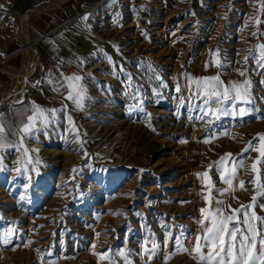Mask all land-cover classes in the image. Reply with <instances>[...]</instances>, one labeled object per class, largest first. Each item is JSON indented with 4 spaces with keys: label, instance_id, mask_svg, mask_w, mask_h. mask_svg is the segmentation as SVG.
Returning <instances> with one entry per match:
<instances>
[{
    "label": "rangeland",
    "instance_id": "obj_1",
    "mask_svg": "<svg viewBox=\"0 0 264 264\" xmlns=\"http://www.w3.org/2000/svg\"><path fill=\"white\" fill-rule=\"evenodd\" d=\"M12 1L0 0V25L9 16ZM256 14L248 0H99L87 14L90 30L84 33L82 72L89 96L84 110L64 100L59 106H51L58 110L54 121L57 125L53 122L38 133L37 139L25 141L29 149H34L33 144L42 143L46 134L57 133L71 145L81 147L72 142L73 136L67 131L66 116L70 114L80 129L84 153L80 155L64 142L51 144L46 150L36 149L42 162L38 174L28 171L23 176L15 171L21 153L15 149L2 153L0 236L11 228L17 231L10 243L0 242V264H40L41 256L45 261L54 259L56 264H98L94 252H115L124 247L139 252L149 230L163 241L160 221L165 218H175V224L193 236L199 227V209L205 206L196 173L204 172L226 153L238 155L257 134H264V75L255 74L253 59L247 65L243 63L245 56L257 54L258 40L251 36L256 28L248 24ZM260 19L264 21V14ZM259 27L264 32V22ZM259 42H264V36ZM100 49L126 72L113 76ZM216 49L225 62L221 69L206 67L210 50ZM149 65L167 87L155 79ZM245 67L256 101L250 106L255 109L251 115L243 119L222 117L209 126L195 119L198 113L190 111L187 102L181 106V97L188 95L187 76L219 73L225 83L242 81L244 77L238 71ZM78 71L76 66L70 75ZM88 73L93 77L89 78ZM126 73L131 74V80ZM177 83L181 93L175 91ZM98 85L102 103L96 104L94 88ZM114 87L120 92L118 100L112 97ZM62 103L68 105V112L61 110ZM116 106L124 108L123 124L111 120ZM88 119L95 122L91 130L102 125L97 133L86 127ZM121 128L125 148L100 153L102 144L116 143ZM209 136H214L212 142L204 143ZM9 140L15 142L17 137L9 132ZM33 155L35 158L37 153ZM250 155L247 165L258 153ZM261 169L264 178V165ZM28 175L32 180L26 189ZM240 178L247 182L252 173L242 171ZM212 179L217 188L225 187L215 170ZM245 188L248 190L232 194L238 200L228 196L226 202L232 208L251 202L253 186L246 183ZM256 211L264 216L259 207ZM185 246L191 247L188 241ZM49 251L52 257L47 255ZM167 251H173L171 243ZM163 254L162 250L153 264H160ZM134 260L135 264H144L138 256ZM168 264L196 261L187 253H178Z\"/></svg>",
    "mask_w": 264,
    "mask_h": 264
},
{
    "label": "snow or ice",
    "instance_id": "obj_2",
    "mask_svg": "<svg viewBox=\"0 0 264 264\" xmlns=\"http://www.w3.org/2000/svg\"><path fill=\"white\" fill-rule=\"evenodd\" d=\"M248 2L252 3L257 10V14L249 18L248 24L256 28L251 36L257 38L258 44L255 46L257 54L245 56L243 63L247 65L248 60L253 59L255 74L264 75V42H259L260 37L264 36V32H261L259 27L264 22L260 19L261 14H264V0H255V2L248 0ZM192 15H195V13H192ZM82 20L84 22L82 26L90 30V25L87 24L89 16L85 15ZM114 22L118 23L117 20H114ZM99 51L111 66L113 76L126 72L123 66L117 65L103 49ZM248 51L251 54L253 49L250 48ZM210 57L206 67L217 69L224 67L225 62L221 58L219 49L210 50ZM76 60L77 67L81 71L72 75H65L59 69L58 75H54L49 71L46 80L35 81L33 87L42 88L43 84L46 83L54 93L63 95L64 101L71 102L75 109L83 111L85 102L89 99L85 84L86 76L82 72L85 60L79 57ZM57 63L62 66L64 61L61 59ZM148 68L155 75V79L160 81L161 86L167 87L163 79L156 74L155 68L151 65ZM238 75L244 77V79L228 83L221 79L219 73L210 77L187 76L185 88L188 95L181 97V106L187 102L190 111L198 113L195 119L209 126L222 117L243 119L245 116L251 115L255 109L250 106L256 103L252 94V80L246 67L239 70ZM87 76L92 78L93 74L88 73ZM126 76L128 80L132 79L130 73H126ZM261 83L264 84V79L261 80ZM175 91L177 93L182 92L179 83L176 84ZM15 103L23 104L24 101L20 100ZM29 110L31 115H28L26 122L15 130L11 129L10 125L4 120L3 115L0 114V167H3L4 157L2 153L8 149H15L21 153L20 159L17 160L19 166L15 168V171L22 176L28 171L38 174V166L42 163L38 158V150L29 149L25 141L37 139L38 133L46 131L58 116L57 109L45 108L34 101L31 102ZM61 110L68 112V105L62 103ZM139 110L143 111V108L140 107ZM188 118L193 119L192 116ZM261 119H264V117H261ZM66 121L68 124L67 131L73 136L72 142L83 147L84 141L81 138L80 129L76 126L70 114L67 115ZM148 127H152L150 123ZM152 130L155 131L154 128ZM9 132L17 137L15 142L9 140ZM224 135H227V133H224ZM213 138L214 136L206 137L203 142L211 143ZM232 139H236V137H232ZM253 151L258 153L257 158L251 165H247L245 161L251 159L250 153ZM33 153H37L35 158ZM85 156L87 157L86 152ZM261 165H264V134H257L238 155L226 153L217 161L210 163L204 172L196 173L198 180L201 182L200 194L205 206L199 209L200 217L196 219L199 227L193 236H189L182 225L175 224V218H165L160 221V227L164 230L163 241L158 240L155 233L149 230L148 235L140 245L139 252H134L127 247L117 249L115 252L112 249H107L101 253L94 252L93 254L99 258L98 264L100 262H106V264H135L134 257L137 256L144 261V264H153V261L162 250L164 254L160 258V264H168L173 255L178 253H187L196 261V264H264V216L258 215L256 211L257 207L264 211V203H259V200L264 199V178L261 175ZM213 170L219 175L220 182L225 187H216L215 181L212 179ZM242 171L252 173V179L247 182L241 179L240 173ZM27 180L29 183L25 185L26 189L30 186L32 176L28 175ZM246 183L253 186L254 195L251 197V202L241 204L239 208H232L226 202L228 196L234 194L237 190L247 191L248 189L245 188ZM232 198L238 200L234 195H232ZM181 203L188 202L181 201ZM168 220L172 222H166ZM16 231L15 228L4 231L0 236V242L3 244L10 243L11 239L15 237ZM185 241H188L191 247L185 246ZM170 243L173 245L172 252L167 251ZM91 247L95 249L96 245L93 244ZM37 251L39 252V249ZM47 255L52 257V252L49 251ZM40 264H56V261L54 259L45 261L41 256Z\"/></svg>",
    "mask_w": 264,
    "mask_h": 264
},
{
    "label": "crops",
    "instance_id": "obj_3",
    "mask_svg": "<svg viewBox=\"0 0 264 264\" xmlns=\"http://www.w3.org/2000/svg\"><path fill=\"white\" fill-rule=\"evenodd\" d=\"M98 3L99 0L12 1L9 16L0 25V89L11 87L15 79H25L24 86L0 107V114L12 130L31 115L32 101L50 109L64 100L46 83L42 88L33 87V83L46 80L49 71L58 75V69L71 71L77 66L76 58L82 57L85 43L82 18ZM30 50L34 61L26 76V52ZM61 59L62 66L57 63ZM20 100L24 103H15Z\"/></svg>",
    "mask_w": 264,
    "mask_h": 264
},
{
    "label": "bare ground",
    "instance_id": "obj_4",
    "mask_svg": "<svg viewBox=\"0 0 264 264\" xmlns=\"http://www.w3.org/2000/svg\"><path fill=\"white\" fill-rule=\"evenodd\" d=\"M22 27H23V25H22ZM23 31L25 32L26 29L23 28ZM26 53H28V54H26ZM26 53L25 54H26L27 58L25 60V69H26V73L25 74L27 76V74L30 73V70H32L31 68H32V64H33V61H34L33 59L34 58H33L32 54H31V50L27 51ZM24 80L22 78L15 79V82L13 81L14 83L12 84L11 87H9L7 89H0V107L4 106L15 95V93L19 89H21L22 86H24L23 85L25 83ZM99 88H100L99 85L95 86V88H94V95H95V98H96V102H95L96 104L97 103H102V101H100L101 100L100 96H102V95H101V92H100ZM112 90H113L112 91V97L115 100H118L120 98L119 89L114 87V89H112ZM103 109L106 110V111H109V109H105V108H103ZM113 113L114 114H112V119L111 120L112 121H116L119 124H123V119H122V116H121L124 113L123 106H118V107L116 106ZM92 123H95V122L94 121H90V119H88V120H86L85 125H86V127L88 126L87 128H89V130L91 132L97 133L102 125L100 123H98L97 126L98 125H101V126L96 127V128L91 130ZM53 125H57V122H54ZM63 136H61L60 134L58 135L57 133L46 134L45 140L42 143H34L32 148L46 150L47 147L50 146L51 144H54V143L59 144V143H63L64 142L66 145H70V148L73 149L74 151L78 152L80 155L84 153V151L82 150V148L80 146H78L76 144L71 145L72 144L71 141H69L66 137H63ZM115 139H116V143L115 144H113V143L102 144L101 145L102 148L99 149V152L102 153V154H110L113 151H115L116 149H124L125 146H126L125 145L126 141H125V133L123 132L122 128L117 131V136L115 137Z\"/></svg>",
    "mask_w": 264,
    "mask_h": 264
},
{
    "label": "built area",
    "instance_id": "obj_5",
    "mask_svg": "<svg viewBox=\"0 0 264 264\" xmlns=\"http://www.w3.org/2000/svg\"><path fill=\"white\" fill-rule=\"evenodd\" d=\"M63 72L65 73V74H71V71L70 70H68V69H63Z\"/></svg>",
    "mask_w": 264,
    "mask_h": 264
}]
</instances>
